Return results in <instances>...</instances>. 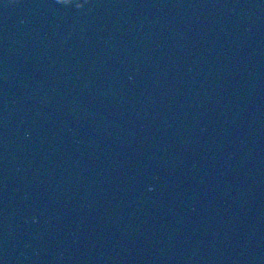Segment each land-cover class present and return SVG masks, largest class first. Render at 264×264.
<instances>
[{"label": "water", "instance_id": "95a60500", "mask_svg": "<svg viewBox=\"0 0 264 264\" xmlns=\"http://www.w3.org/2000/svg\"><path fill=\"white\" fill-rule=\"evenodd\" d=\"M0 264H264V0H0Z\"/></svg>", "mask_w": 264, "mask_h": 264}]
</instances>
